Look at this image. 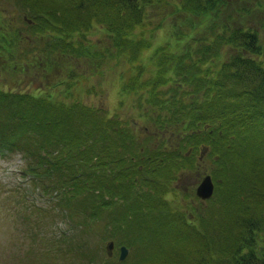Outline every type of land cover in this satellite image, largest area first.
I'll list each match as a JSON object with an SVG mask.
<instances>
[{"label": "trees", "instance_id": "trees-1", "mask_svg": "<svg viewBox=\"0 0 264 264\" xmlns=\"http://www.w3.org/2000/svg\"><path fill=\"white\" fill-rule=\"evenodd\" d=\"M15 1L22 35L18 45L0 39V54L10 67L35 65L45 78L64 71L68 81L52 86H64L60 97L0 89V151L25 153L26 174L60 207L74 205L68 214L81 226L124 225L137 259L114 264H264V3ZM167 26L181 49L168 42L144 64L155 30ZM85 60L122 66L120 96L132 98L143 126L165 134L157 148L137 141L132 123L80 103ZM200 157L215 181L206 214L182 191L163 199ZM105 216L115 224L102 225Z\"/></svg>", "mask_w": 264, "mask_h": 264}, {"label": "rangeland", "instance_id": "rangeland-1", "mask_svg": "<svg viewBox=\"0 0 264 264\" xmlns=\"http://www.w3.org/2000/svg\"><path fill=\"white\" fill-rule=\"evenodd\" d=\"M256 3L263 4L264 0H256ZM155 11L156 9H152L150 12L152 18H156ZM22 16H24L23 9L17 1L0 0V18L4 21L0 26L1 40L7 39L12 43V33L17 30L19 35H22L21 30L24 27ZM184 19L185 16L180 19L181 24H184ZM168 27L155 30L148 55L156 47L169 41L170 47L174 45L172 50L181 49L182 43L175 44L170 37L171 31H168ZM167 35H169L168 39ZM98 38L97 33L89 36V39L95 42ZM15 45H18L17 42ZM16 49L17 53L21 51L20 46ZM17 58L18 65H22L20 58L18 56ZM147 60L149 59L144 55L143 63L145 64ZM8 61L6 56L0 54V89L16 94H57L59 97L64 95V86L56 87L55 90L52 86L57 82L64 85L67 80L66 72L62 71L59 72L61 74L55 73V77L52 75L45 78L41 69L39 70L35 65L14 68L10 67ZM78 67L81 68L79 74L84 78L80 85L76 83L74 89L80 103L93 109L103 110L105 114L108 112L111 115L108 114L109 118L118 117L130 124L134 119L136 127H143V122L137 120L139 112L134 108L132 98L123 94L120 96V87L124 81L120 79L123 74L121 65L115 64L114 61L90 65L85 60L83 65ZM27 160V155L22 151H0V264H114L119 262L118 248L121 245L126 246L130 252L124 262L132 263L137 259L138 251L134 250L136 244L131 245L118 230V226L102 227L93 223L81 226L80 222L71 218L68 213H72L71 208L74 205L65 204L62 208L57 203L58 198L55 197V193L43 192L38 181L26 174ZM182 177L180 185L186 181V176ZM190 179L189 182L195 180L193 177ZM192 191L194 192L191 189L186 194L182 193L181 198L193 204L190 205L192 211L196 209L206 214L207 210H210L208 207L215 203V195L206 206H203L198 201L193 200V203L190 201L195 198L194 195L191 196ZM120 210L121 205L116 204L106 214L111 212L116 214ZM77 214L78 211L75 215ZM106 220L110 221V216L103 217L100 223L103 225ZM77 224L79 226H76ZM110 241L114 243V251L113 255L108 257L105 253L106 245ZM76 247H81L82 257L77 254Z\"/></svg>", "mask_w": 264, "mask_h": 264}, {"label": "flooded vegetation", "instance_id": "flooded-vegetation-1", "mask_svg": "<svg viewBox=\"0 0 264 264\" xmlns=\"http://www.w3.org/2000/svg\"><path fill=\"white\" fill-rule=\"evenodd\" d=\"M19 30H17L16 32L12 33V37H13V42L12 44H15V41L17 38H19ZM5 41H7V39H3ZM8 42V41H7ZM17 44L19 43V41H16ZM133 131L138 138H136L137 141H144V140H150V142H152L151 145H148L149 147H152L151 149L157 148L158 147V142H162L165 134L162 131L156 130V129H148L145 126L138 128L135 126V123L132 122V126H131V130ZM147 135V136H146ZM161 145V144H159ZM140 147V146H139ZM137 147V149L139 148ZM147 147V146H146ZM171 147V146H170ZM140 149V148H139ZM141 150V149H140ZM138 153V152H137ZM136 153V154H137ZM139 155L140 158L143 159V156L141 154H137ZM203 157H200L198 161L195 162L196 166L195 168H191L190 170L187 171H182L175 179V181L172 183L171 186V191H169L166 195H165V199L166 201L169 202H174L175 200V196L174 194L182 191L183 193H187L189 190L193 189L194 192H190L192 195L191 196H195V192L197 187H199L198 185L200 184L203 175L206 174V166L202 167L200 165L201 161H202ZM182 176H186V181L182 182V184L180 185V182L182 180ZM190 177H193V179H195L192 182ZM137 180V186L141 188V181L140 179H136ZM185 185V186H184ZM182 186V187H181ZM185 187V188H183ZM202 202V201H200Z\"/></svg>", "mask_w": 264, "mask_h": 264}, {"label": "water", "instance_id": "water-1", "mask_svg": "<svg viewBox=\"0 0 264 264\" xmlns=\"http://www.w3.org/2000/svg\"><path fill=\"white\" fill-rule=\"evenodd\" d=\"M198 186L199 187H197L196 189L197 197H199L201 200H208L212 197L213 184H212V181L209 175H206ZM113 248H114V245L112 242H109L106 245V254L109 257L112 255ZM127 252H128V249H126L125 247H120V254L118 258L120 262H123L126 259L127 254H128Z\"/></svg>", "mask_w": 264, "mask_h": 264}, {"label": "bare ground", "instance_id": "bare-ground-1", "mask_svg": "<svg viewBox=\"0 0 264 264\" xmlns=\"http://www.w3.org/2000/svg\"><path fill=\"white\" fill-rule=\"evenodd\" d=\"M26 167V166H25ZM26 168H30V166H28L27 164V167ZM154 188H157L156 186H154ZM158 189V188H157ZM119 229L121 230L122 234H124V237L126 240H128V242L131 244V245H135V238L133 236V234L129 231V230H125L124 229V225H118Z\"/></svg>", "mask_w": 264, "mask_h": 264}]
</instances>
